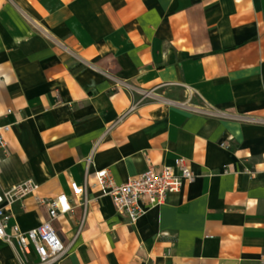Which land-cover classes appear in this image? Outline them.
Masks as SVG:
<instances>
[{
	"label": "crops",
	"instance_id": "crops-1",
	"mask_svg": "<svg viewBox=\"0 0 264 264\" xmlns=\"http://www.w3.org/2000/svg\"><path fill=\"white\" fill-rule=\"evenodd\" d=\"M0 123V190L73 207L58 264H264V0H0ZM177 157L195 179L135 221L95 185ZM9 211L48 218L34 194Z\"/></svg>",
	"mask_w": 264,
	"mask_h": 264
},
{
	"label": "built area",
	"instance_id": "built-area-1",
	"mask_svg": "<svg viewBox=\"0 0 264 264\" xmlns=\"http://www.w3.org/2000/svg\"><path fill=\"white\" fill-rule=\"evenodd\" d=\"M11 125L0 123V151L5 152L7 142L5 134ZM95 185L105 194L111 196L117 210L125 214L131 221L140 217L148 207L163 204L168 195L182 190L185 181L195 179V174L185 159L176 158L174 165L161 169H147L139 176L129 178L125 183L116 182L108 169H99L94 173ZM87 180L82 184L71 182L72 192L83 197L85 204ZM39 184L33 179L12 185L0 190V240L16 244L20 264H58L69 254V244L65 242L53 220L72 210L71 203L65 193L45 196L39 193ZM34 194L36 202L48 210V218L38 227L23 231L17 223H10L12 213L9 208L22 201L26 196ZM12 228L13 233L9 231ZM82 228V224L79 230ZM35 254V256H34Z\"/></svg>",
	"mask_w": 264,
	"mask_h": 264
}]
</instances>
